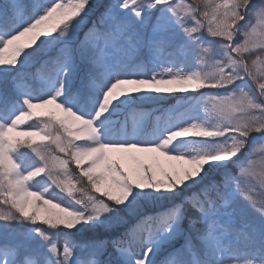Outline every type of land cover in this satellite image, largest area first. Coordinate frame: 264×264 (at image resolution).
I'll use <instances>...</instances> for the list:
<instances>
[{
    "label": "rangeland",
    "instance_id": "1",
    "mask_svg": "<svg viewBox=\"0 0 264 264\" xmlns=\"http://www.w3.org/2000/svg\"><path fill=\"white\" fill-rule=\"evenodd\" d=\"M93 1L0 0V24L10 20L7 29L0 27V64L15 65L40 39L49 52L42 61H54L52 76L21 83L0 112L6 138L0 166L7 172L0 171V180L7 181L19 212L40 220L45 207L61 216L71 207L51 188L60 170L56 157L47 170L16 156L14 139L41 136L39 125H26L32 114L57 119L72 132V146L66 133H56L50 146L53 152L71 146L79 173L98 176L92 182L98 195L120 200L125 178L137 177L138 162L158 178L190 187L211 181L206 166L221 175L235 170L228 181L264 195V0ZM72 83L77 87L69 92ZM154 94V101L169 97L171 104H160L152 119L143 110L126 120L134 98L149 101ZM180 218L176 213L161 238L146 237L139 262L150 264L161 244L183 232ZM197 242L205 250L189 264L209 255L211 264H248L245 257L223 262L210 232ZM47 252L61 264H76L64 248ZM177 255L169 253L165 263L178 264ZM16 258L13 247L0 246V264H16Z\"/></svg>",
    "mask_w": 264,
    "mask_h": 264
},
{
    "label": "trees",
    "instance_id": "2",
    "mask_svg": "<svg viewBox=\"0 0 264 264\" xmlns=\"http://www.w3.org/2000/svg\"><path fill=\"white\" fill-rule=\"evenodd\" d=\"M93 2L98 4L99 0ZM4 20L0 27L7 29L10 20ZM45 43L46 40L40 39L26 48L15 65L0 64V112L6 113L9 98L21 83L31 85L37 78L54 74V61H42L49 56ZM76 87L72 83L69 92ZM155 98H158L156 94L149 101L134 98L123 116L127 120L130 115L146 110L152 119L160 104L164 107L171 104L169 97H161L159 102ZM33 124L41 127V136L34 141L14 139L16 156L25 165H40L47 170L56 157L60 170L51 171L56 179L51 180V188L62 203L71 207L69 215L61 216L46 208L41 198H36L45 207V216L39 220L34 212L23 215L8 193L7 181L0 180V246L10 245L15 249L16 264L26 261L44 264L43 258L49 264H61L58 256L47 252L49 246H56L59 251L64 248L76 264H142L137 255L145 251L146 237L161 238L160 232L175 221L176 213L181 215L183 232L161 244L150 264H166L169 253L178 254V264H189L193 256L197 258L205 250L197 241L208 232L223 262L237 263V259L245 257L248 264H264V195L258 196L241 184L228 181L235 170L222 173V177L206 166L203 169L211 173V181L206 186L190 187L164 175L158 178L149 166L138 162L137 177L125 178L120 200L110 199L96 194L92 187L98 176L83 177L74 166L70 150L76 140L66 126L57 119L32 114L27 117L26 125ZM56 133L71 136V146L61 144L53 152L50 144ZM5 139L1 135L0 143ZM0 171L7 176L1 166ZM17 239L20 243H12ZM209 256L210 260H201V264L213 263L214 256Z\"/></svg>",
    "mask_w": 264,
    "mask_h": 264
}]
</instances>
